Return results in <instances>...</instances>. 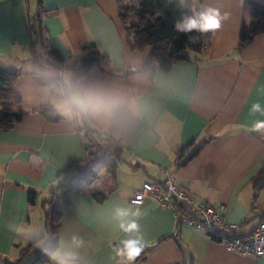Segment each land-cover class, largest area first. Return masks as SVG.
Wrapping results in <instances>:
<instances>
[{
  "label": "crops",
  "instance_id": "1",
  "mask_svg": "<svg viewBox=\"0 0 264 264\" xmlns=\"http://www.w3.org/2000/svg\"><path fill=\"white\" fill-rule=\"evenodd\" d=\"M204 2L228 14L220 29L205 34L207 49L176 60L169 56L155 71H135L146 61L150 35L138 38L126 26L144 24L147 16L160 14L157 9L139 12L135 23L133 10L123 11L117 0H0V67L10 72L11 86L0 94V109L26 112L12 129L0 128V264L15 261L24 248L40 249L41 244H32L47 237L44 211L49 205L44 202L53 195L58 244L46 264H120L114 244L124 234L111 219L117 206L142 210L139 223L147 243L134 264H264V258L227 251L203 230L184 224L176 237L171 208L153 200L129 202L144 182H161L168 175L198 201L225 204L224 218L238 225L237 234H248L262 218L264 178H257L264 167V132L248 128L264 120L249 113L253 102L264 105V32L237 46L242 23L263 18L256 4L264 0ZM184 3L191 15L198 11V0L194 8L189 0ZM88 42L108 70L95 65L77 79L144 97L151 112L119 127L86 120L121 141L122 158H106L91 180L64 194L76 174L73 164L85 155L84 129L80 119L49 121L33 109L43 105L52 116L61 114L50 99L59 88L53 93L48 80L57 76L63 81L65 71L74 80L73 71L46 62L55 50L67 66H75ZM128 68L134 72L126 74ZM31 190L38 194L35 203L28 199ZM94 192L105 197L97 201ZM37 220L43 224L33 229ZM77 239L82 246L75 245ZM35 256L24 255L22 264Z\"/></svg>",
  "mask_w": 264,
  "mask_h": 264
},
{
  "label": "trees",
  "instance_id": "2",
  "mask_svg": "<svg viewBox=\"0 0 264 264\" xmlns=\"http://www.w3.org/2000/svg\"><path fill=\"white\" fill-rule=\"evenodd\" d=\"M120 8L123 11H130L132 9L131 4L124 3V0H117ZM200 0H198V4ZM142 9L140 13L144 14L149 11L158 10L160 14L153 16H147L145 23L140 26L127 25V29L130 32H134L136 37L141 38L144 32L149 33L150 50L146 61L143 65L135 68V71L152 70L161 68L162 63L167 57L175 59L176 54L184 53L185 49H190L195 52H204L207 49V43L205 40L206 33H199L193 30L190 33L178 32L174 24L179 20L182 15H191L185 3H180L177 0H144L141 4ZM258 11L264 12V5L256 4ZM199 10V8H198ZM264 32V16L262 19L256 18L250 20L247 26L242 23L239 33V42L237 49L245 47L252 37L258 33ZM168 44L165 53L162 52L164 46ZM133 46V45H132ZM84 54H82L75 66H67L64 62V58L55 50H51L52 58L46 63L52 67L58 69H70L73 71L74 80L85 74L90 68L95 65H99L101 69L108 70L107 65L101 64L104 57L100 54L98 49L92 42H88L84 47ZM176 60V59H175ZM10 72L3 67H0V91L9 92L11 86L8 84V76ZM49 87L54 93L56 88L63 86V81L57 76L50 77ZM44 82V80H43ZM42 83V81H40ZM5 95V94H1ZM42 114L49 121H58L62 119V115L56 113L51 115L49 109L46 106H38L33 109ZM26 112L21 109L13 110L10 107H3L0 109V128L3 130L12 129L15 122L20 121ZM81 129H84V136L87 140V146L84 149V157L82 160L75 162L73 165L76 169V174L69 183L65 186L64 194L69 190L76 187L81 182L89 181L95 174V167L105 160L106 158L112 159V161L120 160L124 151V147L121 141L108 136L102 130L97 127H91L86 119H80ZM193 155V154H191ZM190 157V156H189ZM264 178V167L260 170L257 179ZM57 188V187H56ZM55 188V189H56ZM54 194L53 188L50 190ZM38 194L34 191H29L28 199L31 203H35ZM92 197L97 201H102L105 195L103 193H92ZM49 205V208L44 211L45 217V229L47 237L35 240L33 246H40V249H36L35 252H31L28 248L21 250L19 257L13 261L15 264H22L24 255L36 254L35 259L30 264H46L48 263L49 256L58 244V229L59 223L53 219V203L54 195L50 200L44 202ZM44 204V205H45ZM261 220L264 219V212L261 214ZM259 223V222H258ZM210 238L220 242V239L216 237L212 232H205ZM241 236L240 234H238ZM243 236V235H242Z\"/></svg>",
  "mask_w": 264,
  "mask_h": 264
},
{
  "label": "clouds",
  "instance_id": "3",
  "mask_svg": "<svg viewBox=\"0 0 264 264\" xmlns=\"http://www.w3.org/2000/svg\"><path fill=\"white\" fill-rule=\"evenodd\" d=\"M198 8L192 15L184 14L175 22L174 27L178 32L190 33L196 30L199 33H208L220 29L223 21L227 19L228 14L222 13L210 2L201 0ZM62 76L63 86L57 89L58 95L50 99L67 120L83 118L105 127H119L134 119H146L151 112L150 102L144 97L84 77L73 81L72 74L67 71ZM249 113L264 115V105L259 101L253 102ZM248 131L264 132V120H255ZM141 215L142 210L139 207L130 210L128 207L117 206L111 218L116 229L124 234L114 244L115 255L120 264H134L146 246L139 223ZM74 243L79 247L84 242L77 239ZM57 255L58 252L54 253L53 258Z\"/></svg>",
  "mask_w": 264,
  "mask_h": 264
},
{
  "label": "built area",
  "instance_id": "4",
  "mask_svg": "<svg viewBox=\"0 0 264 264\" xmlns=\"http://www.w3.org/2000/svg\"><path fill=\"white\" fill-rule=\"evenodd\" d=\"M148 200L173 210L177 220L174 236L179 235V226L184 224L212 232L227 251L264 258V219L248 234L239 236L236 233L238 225L224 218L225 204L198 201L183 184L168 175L161 182H144L129 198V202L134 205H141Z\"/></svg>",
  "mask_w": 264,
  "mask_h": 264
},
{
  "label": "rangeland",
  "instance_id": "5",
  "mask_svg": "<svg viewBox=\"0 0 264 264\" xmlns=\"http://www.w3.org/2000/svg\"><path fill=\"white\" fill-rule=\"evenodd\" d=\"M143 1H144V0H124V3H125V2H128V3L131 4V6H132V9H131V10H133L132 13H134L133 15H131V17H132L131 19H132V20L135 19L136 16H137V14L140 12V9L142 8L141 4H142ZM184 1H185V0H180V3H184ZM189 1H190V3H192L193 8L196 7L197 0H189ZM132 13H131V14H132ZM139 17H140V16H139ZM135 20H136V19H135ZM137 21H138V20H136L135 23H138ZM184 53H186L187 55H193V54H194V52H193L192 50H190V49H185ZM8 84H10V82H9ZM0 94H7V93H5V91H0ZM0 97H1V95H0ZM40 199H41V198H40ZM38 212H41L40 209H38ZM34 214H35V213H34ZM35 215H36V214H35ZM36 223H37V225L34 226L33 229H35L36 227H37V228H38V227H41V226H40V223L43 224V223L40 222V221L38 222V220L36 221ZM42 231H43V225H42Z\"/></svg>",
  "mask_w": 264,
  "mask_h": 264
},
{
  "label": "water",
  "instance_id": "6",
  "mask_svg": "<svg viewBox=\"0 0 264 264\" xmlns=\"http://www.w3.org/2000/svg\"><path fill=\"white\" fill-rule=\"evenodd\" d=\"M184 57H185V55L183 53L175 55V59H181V58H184ZM133 72H134V70L131 69V68H128V69L125 70L126 74H130V73H133Z\"/></svg>",
  "mask_w": 264,
  "mask_h": 264
}]
</instances>
